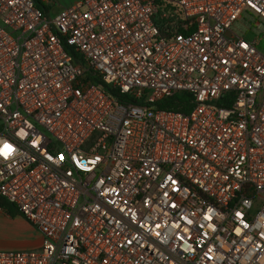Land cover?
Instances as JSON below:
<instances>
[{
    "label": "built area",
    "instance_id": "1",
    "mask_svg": "<svg viewBox=\"0 0 264 264\" xmlns=\"http://www.w3.org/2000/svg\"><path fill=\"white\" fill-rule=\"evenodd\" d=\"M0 197V264H264V0H0Z\"/></svg>",
    "mask_w": 264,
    "mask_h": 264
},
{
    "label": "crops",
    "instance_id": "2",
    "mask_svg": "<svg viewBox=\"0 0 264 264\" xmlns=\"http://www.w3.org/2000/svg\"><path fill=\"white\" fill-rule=\"evenodd\" d=\"M76 0H67L62 6L74 3ZM53 3V1H48ZM0 207V214H4ZM7 226L12 230L10 240L0 247L8 249H39L42 244L41 234L19 213L5 217Z\"/></svg>",
    "mask_w": 264,
    "mask_h": 264
},
{
    "label": "trees",
    "instance_id": "3",
    "mask_svg": "<svg viewBox=\"0 0 264 264\" xmlns=\"http://www.w3.org/2000/svg\"><path fill=\"white\" fill-rule=\"evenodd\" d=\"M38 3L44 9H48L47 5H45L43 1L38 0ZM91 79L93 80V82L102 85L105 88V90L113 94L117 100H121L120 93L118 92L117 89L108 86L107 84L102 82L98 77L91 76ZM193 105H194L193 96L188 91L176 92L175 94L169 97L160 99L156 103V106L159 108L170 109L181 112H188L189 110L192 109ZM0 207L11 215L15 213H19L13 203L8 202L1 197H0Z\"/></svg>",
    "mask_w": 264,
    "mask_h": 264
},
{
    "label": "rangeland",
    "instance_id": "4",
    "mask_svg": "<svg viewBox=\"0 0 264 264\" xmlns=\"http://www.w3.org/2000/svg\"><path fill=\"white\" fill-rule=\"evenodd\" d=\"M47 1H53L52 4H48L47 7L52 10L53 12H56L59 8V6H62L65 2H67V0H47ZM249 15L251 14L249 11L244 12V15ZM245 21L244 20H240L239 24H238V29L239 30H244L245 29ZM4 214H0V245H3L6 241L10 240L11 238V233L12 230L7 226L6 220L4 219V216H10L9 213H7V211L3 210ZM0 249H8V248H3L0 247Z\"/></svg>",
    "mask_w": 264,
    "mask_h": 264
},
{
    "label": "snow or ice",
    "instance_id": "5",
    "mask_svg": "<svg viewBox=\"0 0 264 264\" xmlns=\"http://www.w3.org/2000/svg\"><path fill=\"white\" fill-rule=\"evenodd\" d=\"M6 147L8 148V152L10 153L12 151V148L10 145H6Z\"/></svg>",
    "mask_w": 264,
    "mask_h": 264
},
{
    "label": "clouds",
    "instance_id": "6",
    "mask_svg": "<svg viewBox=\"0 0 264 264\" xmlns=\"http://www.w3.org/2000/svg\"><path fill=\"white\" fill-rule=\"evenodd\" d=\"M7 154H8V148L5 145V155H7Z\"/></svg>",
    "mask_w": 264,
    "mask_h": 264
}]
</instances>
